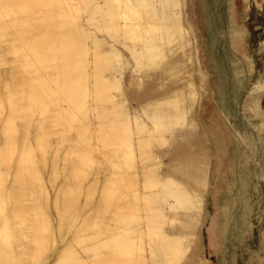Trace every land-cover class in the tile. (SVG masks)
I'll use <instances>...</instances> for the list:
<instances>
[{"label":"bare ground","instance_id":"1","mask_svg":"<svg viewBox=\"0 0 264 264\" xmlns=\"http://www.w3.org/2000/svg\"><path fill=\"white\" fill-rule=\"evenodd\" d=\"M225 2L236 55L264 0H0V264L210 263L222 168L255 153L229 121L244 70L222 91L212 51Z\"/></svg>","mask_w":264,"mask_h":264},{"label":"rangeland","instance_id":"2","mask_svg":"<svg viewBox=\"0 0 264 264\" xmlns=\"http://www.w3.org/2000/svg\"><path fill=\"white\" fill-rule=\"evenodd\" d=\"M222 5H227V3H222ZM187 16L188 18L190 17L189 10H187ZM221 18L224 20L226 16ZM239 95L238 98L240 97ZM261 96L263 99L262 104L264 105V91L261 93ZM231 110L236 120L235 123L231 125L234 133H246L249 136L251 126L245 124L241 119L242 116H246L249 113L246 112L244 108L236 107ZM241 143L244 145V142ZM241 148L245 147L242 146ZM262 151L263 149L258 146V148H255L253 156L243 152V154H239L238 158L234 161L230 168L231 170L228 169L226 165L222 168L227 183L225 184L221 179L217 181L216 188L218 192H213L212 194L211 216L208 223L209 229L205 232L206 256L210 261L209 264H264V259H260L264 258V245L263 239H261L262 230L264 228V182L256 177V174L261 171L260 162L263 158ZM223 203L224 205H222ZM225 204L229 205V220L231 222L226 233L227 237L224 243H222L213 239L210 228L215 220H217V217L221 214L223 215L221 206H225ZM166 209H168V207H166ZM244 214H246V222L242 224V217Z\"/></svg>","mask_w":264,"mask_h":264},{"label":"crops","instance_id":"3","mask_svg":"<svg viewBox=\"0 0 264 264\" xmlns=\"http://www.w3.org/2000/svg\"><path fill=\"white\" fill-rule=\"evenodd\" d=\"M217 8L211 11L213 12L211 27L212 29H215L216 32L214 37L215 45L212 48V51L217 64L221 68L219 75H221L223 79L225 78L222 91L232 90V74L229 71L228 63V59H231L232 57L239 61L238 64L240 67L242 66L241 68L244 72L241 75L243 77V84L240 88H238L240 94V97L237 100L238 102H230V106L232 108H243V104L245 102L252 103L254 112L252 111L247 114V116H242L241 119L245 122V124H249L251 126V132L248 137L252 139L254 147L258 148V146H260L263 149V158L260 162V169L264 172V105L262 104L263 99L261 96V93L264 91V16L257 14L255 11L252 13L250 19L243 24V31L238 42L240 47L238 46L236 55H230V43L228 41V37L223 34L225 27L227 28L229 23V13L227 10L228 5L225 6L220 4ZM221 16H226V19L223 20ZM198 42L199 41L197 40V43ZM199 52H201V50H199ZM199 60L202 64L203 59L200 58ZM221 70H223V72H221ZM211 76L213 79L215 74L211 73ZM256 86H261V88L257 89ZM234 116L232 115L229 119L231 125L236 121ZM239 134L243 135L240 132ZM242 146L245 148L248 147V142L244 140V145Z\"/></svg>","mask_w":264,"mask_h":264}]
</instances>
